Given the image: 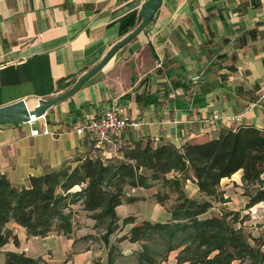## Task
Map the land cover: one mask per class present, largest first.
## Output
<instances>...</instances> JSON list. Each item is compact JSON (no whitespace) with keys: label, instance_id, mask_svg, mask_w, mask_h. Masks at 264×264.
Masks as SVG:
<instances>
[{"label":"crops","instance_id":"obj_1","mask_svg":"<svg viewBox=\"0 0 264 264\" xmlns=\"http://www.w3.org/2000/svg\"><path fill=\"white\" fill-rule=\"evenodd\" d=\"M145 1L0 0V106L23 98L34 106L38 99L70 88L138 26ZM263 87L264 0H163L138 36L75 94L47 111L54 135L41 134L43 120L0 126V174L22 185L78 154L96 155L91 136L76 129L99 118L115 99L138 123L122 133L126 145L143 140L182 147L215 135L221 127L264 131ZM215 114L240 119L210 123ZM33 129L40 134L32 135ZM119 149L116 142L103 154L117 156ZM261 178L264 181V172ZM159 188H129L128 193L139 199L118 206L119 216L126 217L120 212L127 204L159 203L154 198ZM185 190L201 197L191 179ZM220 190L226 201L212 210L245 211L249 197L244 194L242 170L223 178ZM259 205L264 201L254 207ZM82 214L88 222L72 237L29 236L25 227L10 224L19 243L10 240L0 246V264L5 251H25L48 264H93L92 246L77 249L81 242L98 241L84 238L93 232L80 233L95 223ZM80 217L81 213L79 221Z\"/></svg>","mask_w":264,"mask_h":264},{"label":"trees","instance_id":"obj_2","mask_svg":"<svg viewBox=\"0 0 264 264\" xmlns=\"http://www.w3.org/2000/svg\"><path fill=\"white\" fill-rule=\"evenodd\" d=\"M103 151L78 154L42 175L30 176L27 184H14L0 174V246L10 240L19 243L9 226L12 223L25 227L29 236L72 237L81 226L78 215L85 212L95 221L94 230H104L100 240L109 247L107 260L95 259L93 264H115L117 244H111L110 236L126 225L132 226L118 243H143L138 252L141 264H166L175 250L176 264H234L237 260L264 264V240L246 232L242 221L235 226L239 212L212 210L215 201H226L220 190L222 179L240 170L244 194L249 197L246 208L264 201V131L254 126L221 127L215 135L182 147L140 140L120 146L117 156L107 157ZM188 179L197 184L201 197L188 195ZM155 184L160 188L154 198L160 204L176 196L168 208L169 220L137 223L133 215L119 216L118 206L139 199L128 193L129 188ZM4 255V264H48L25 251H5Z\"/></svg>","mask_w":264,"mask_h":264},{"label":"rangeland","instance_id":"obj_3","mask_svg":"<svg viewBox=\"0 0 264 264\" xmlns=\"http://www.w3.org/2000/svg\"><path fill=\"white\" fill-rule=\"evenodd\" d=\"M176 196L172 195L171 198L166 202L165 205H161L159 203H156L154 201H139L137 203L133 204H127L122 208V212H120V215L122 217L127 215H133L136 218V222L139 223L143 219H151L153 221L159 220V221H166L168 220V208L171 207L173 202L175 201ZM218 204L215 201V205ZM223 207V205H218ZM75 208H78L76 206ZM218 208V207H216ZM239 213L234 217L238 221L235 223L236 227L240 226V222L242 221V224L244 225L245 231L250 233L251 235L259 238V240H264V205L259 206H252L250 208H246L245 211L240 210ZM85 215L81 212L80 217V223L81 225H86L88 222ZM131 225L123 226L120 230L116 231L110 236V242L111 244H117V253L118 257L115 262V264H141L138 259V252L142 249L141 242L132 243L129 240H124L121 243H118V238L123 236L125 233H127L130 229ZM83 232H93L92 234L94 236H97L96 238L98 241L95 240V242L91 243H83L78 246V250H83L87 246H92V249L94 250L92 261L95 259H102L104 261L107 260L108 257V251L109 247H107L101 240L100 236L103 234L104 230L101 229H95L91 228V226H87L83 228L80 233ZM76 249V250H77ZM264 249V246H263ZM178 254V250L172 251L169 255L168 260L166 261V264H176L177 259L176 256ZM159 259V257H158ZM234 264H243L240 260H237L234 262ZM248 264V263H245Z\"/></svg>","mask_w":264,"mask_h":264},{"label":"water","instance_id":"obj_4","mask_svg":"<svg viewBox=\"0 0 264 264\" xmlns=\"http://www.w3.org/2000/svg\"><path fill=\"white\" fill-rule=\"evenodd\" d=\"M162 2L163 0H146L140 9L138 26L126 37L115 43L98 64L83 74L64 92L52 98H40L34 106H30L24 98L0 106V126L3 124L27 123L31 114L34 113L37 116L46 114L51 107L75 94L85 83L106 66L120 48L133 40L150 24L161 7Z\"/></svg>","mask_w":264,"mask_h":264},{"label":"built area","instance_id":"obj_5","mask_svg":"<svg viewBox=\"0 0 264 264\" xmlns=\"http://www.w3.org/2000/svg\"><path fill=\"white\" fill-rule=\"evenodd\" d=\"M262 97H264V87L262 90ZM238 117H221L218 114L213 115L208 119L210 123L216 122H231L239 120ZM43 120L45 122L44 129L41 134L54 135L47 125L46 114L37 116L31 114L27 123L35 124L37 121ZM130 125H138L133 122L126 114V110L123 106L119 105L117 99L114 100L113 106L107 108L99 118L89 119L83 126L76 129L78 134L88 133L93 142V148L97 151L105 150L109 145L118 142L120 146L125 144L121 138L124 130ZM32 135L40 134L39 129L31 130ZM27 250V249H26Z\"/></svg>","mask_w":264,"mask_h":264}]
</instances>
